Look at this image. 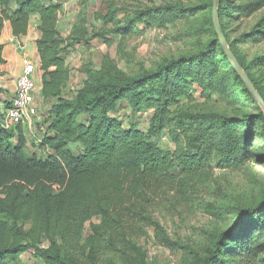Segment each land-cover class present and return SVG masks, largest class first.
Instances as JSON below:
<instances>
[{"label": "trees", "instance_id": "obj_1", "mask_svg": "<svg viewBox=\"0 0 264 264\" xmlns=\"http://www.w3.org/2000/svg\"><path fill=\"white\" fill-rule=\"evenodd\" d=\"M65 2L0 0V28L9 21L16 38L27 36L38 20L41 98L49 108L37 146L50 150L47 159L28 155L25 128L7 131L2 126V111L10 107L4 103L0 108V264H24L20 257L26 253L39 264H149L146 251L134 241L149 228L162 246L190 255L191 264H264V199L238 208L232 227L211 234L204 252L174 241L154 216L160 195L176 208L208 185L215 162L232 171L253 163L264 165V149L258 147L256 135L261 131L264 139V111L219 41L214 1L194 7L138 1L129 8L126 0H101L92 20L82 9L67 38L60 30ZM259 8V4L218 0L216 21L264 100L262 79L236 50L239 39L249 35L233 37L237 24ZM199 14L204 17L198 32L208 42L195 53L164 58L133 73L122 70L106 54L97 68L91 60L84 63L81 87L70 97L65 95L70 80L65 53L75 46L96 39L109 47L119 42V54L127 57L125 41L139 35V25L167 28L191 23ZM258 34L264 38V30ZM3 50L0 46V75ZM195 85L201 87L206 102L219 97L233 111L181 105V100L195 101ZM123 104L139 115L141 125V114L151 112L146 131L138 123L126 128L111 116ZM166 137L174 149L160 147Z\"/></svg>", "mask_w": 264, "mask_h": 264}, {"label": "rangeland", "instance_id": "obj_2", "mask_svg": "<svg viewBox=\"0 0 264 264\" xmlns=\"http://www.w3.org/2000/svg\"><path fill=\"white\" fill-rule=\"evenodd\" d=\"M126 1L128 7L133 8L138 4V1L148 5L156 3L158 5L171 4L178 7L185 5L194 7L208 0ZM230 2L259 4V12L251 18L245 19L243 23L237 24L238 26L234 28L233 37L238 35V39L241 35H249L245 40L243 38L239 39L236 50L243 62L247 66H251L252 73L256 77L261 78L264 84V38L258 34V31L264 30V0H230ZM100 3L101 0H66L61 14L62 22L66 25L67 23L73 24L84 8L92 20L94 14L99 9ZM231 12L232 16H234L235 10ZM203 17L204 14H199L194 17L191 23L178 22L167 28H148L145 25H139V35L125 41L124 49L127 57L119 54L117 47L119 42L109 47L104 41L98 39L79 47L76 58L72 59L71 54L74 53L71 50L67 51L65 56L69 61V69H72L71 74L73 77L70 80L68 88H66L65 95L70 97L82 84L84 80V74L82 73L84 63L91 60L97 68L100 65L102 57L106 54H109L122 70L133 73L140 71L143 65L150 68L164 58L195 53L208 42V38L203 37L198 32L199 26L202 27ZM239 90L238 88L237 91ZM192 91L195 101L188 103L189 101L187 100H181V105L214 109L223 113L233 111V106L219 97H214V101L212 102H206L202 89L198 85H195ZM125 105L123 104L122 108L118 112L112 113L111 116L119 119L126 128L138 123L139 129L146 131L147 127L144 122H142V125L140 124L139 115L134 116L132 110L126 109ZM242 107L246 108V106ZM48 108L49 105L41 102L38 117L36 118V129L40 137H43L42 135L45 133L46 126H43L42 123L47 117ZM260 108L264 111L261 103ZM247 111L250 112L252 109L249 108ZM27 134L28 155H37L41 159H47L49 154L46 149L38 147L39 143L35 142L37 143L35 144L33 142L35 138L33 136L30 137L29 133ZM256 135L259 138L257 141L258 147L264 149V139L260 138L262 135L261 131H257ZM160 147L164 150H171L174 149L175 144L166 137L161 141ZM261 155H264V151H262ZM210 174L213 180L208 185L200 187L191 194L192 196L187 202H183L176 208H172L167 199L164 202L163 197L160 195L157 197L154 209L155 218L174 241H178L185 246H190L198 252H204L205 248L209 246L211 234L227 232L232 227L237 218L238 208L264 199L263 164L253 163L232 171L230 169H220L215 162ZM94 222L99 223V220H95ZM89 226L86 229V236L90 233ZM134 241L146 251L149 264H191V259H193L182 250L174 251L159 244L152 228L146 229L143 236L135 238ZM237 251L234 250L233 252ZM246 253V251H243V257L246 256ZM20 259L24 264H39L29 253L22 255Z\"/></svg>", "mask_w": 264, "mask_h": 264}, {"label": "crops", "instance_id": "obj_3", "mask_svg": "<svg viewBox=\"0 0 264 264\" xmlns=\"http://www.w3.org/2000/svg\"><path fill=\"white\" fill-rule=\"evenodd\" d=\"M37 26L38 20L36 19L33 23V26L30 28L28 35L21 38H16L13 35L12 25L9 21H6L3 25V28H0V46H3L4 48V64L1 67L0 75V108L2 109H4V103L9 104L10 100L15 96L16 83L24 71L26 59H30L36 64L37 70L34 75L35 86L39 92H42L43 72L40 70L39 54L37 49V41L41 39V33L38 31ZM72 28L73 24L67 23L66 25L63 23L62 16L60 15V30L62 35L67 38L70 35ZM78 49L79 46H75L74 49L71 50V52L74 53L71 54L72 59L77 57L76 54L79 52ZM67 65L69 67L68 60ZM71 70L72 69H70V80L73 77ZM70 80L68 82L67 88L70 84Z\"/></svg>", "mask_w": 264, "mask_h": 264}, {"label": "built area", "instance_id": "obj_4", "mask_svg": "<svg viewBox=\"0 0 264 264\" xmlns=\"http://www.w3.org/2000/svg\"><path fill=\"white\" fill-rule=\"evenodd\" d=\"M36 70V64L30 59H26L24 71L16 83L15 96L10 100V107L2 111L4 117L2 126L5 130L10 131L22 125L25 128L26 134L29 133L30 137L33 136L35 138L33 142L41 144L42 137L38 135V130L36 129V118L38 117L40 104L43 101L41 92L35 86L34 75ZM150 115L151 112L149 111L141 114L143 118L142 122H144L147 128L149 126ZM46 151L48 154L50 153L48 148Z\"/></svg>", "mask_w": 264, "mask_h": 264}, {"label": "water", "instance_id": "obj_5", "mask_svg": "<svg viewBox=\"0 0 264 264\" xmlns=\"http://www.w3.org/2000/svg\"><path fill=\"white\" fill-rule=\"evenodd\" d=\"M217 1L218 0H214V10H213V18H214V27H215V31L218 35L219 41L221 43V45L224 47L227 56L233 66V68L237 71V73L240 75V77L242 78V80L244 81V83L246 84V86L249 88V90L251 91V93L253 94V96L261 103V105L264 107V100L261 97V95L259 94V92L257 91V89L255 88V86L253 85L252 81L250 80V78L248 77V75L246 74V72L244 71V69L242 68V66L240 65L238 59L236 58V56L234 55V53L232 52V50L229 47V44L225 38V36L223 35V33L221 32L218 23L216 21V5H217Z\"/></svg>", "mask_w": 264, "mask_h": 264}]
</instances>
